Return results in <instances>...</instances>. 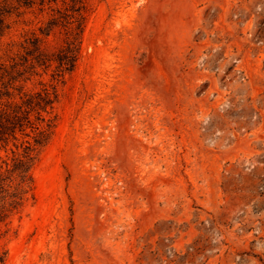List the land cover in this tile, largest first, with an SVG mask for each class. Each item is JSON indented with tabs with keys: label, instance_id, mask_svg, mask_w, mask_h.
Returning a JSON list of instances; mask_svg holds the SVG:
<instances>
[{
	"label": "rangeland",
	"instance_id": "rangeland-1",
	"mask_svg": "<svg viewBox=\"0 0 264 264\" xmlns=\"http://www.w3.org/2000/svg\"><path fill=\"white\" fill-rule=\"evenodd\" d=\"M88 4L75 69L12 91L56 101L0 264H264V0ZM22 12L0 63L64 45L50 8Z\"/></svg>",
	"mask_w": 264,
	"mask_h": 264
},
{
	"label": "trees",
	"instance_id": "trees-1",
	"mask_svg": "<svg viewBox=\"0 0 264 264\" xmlns=\"http://www.w3.org/2000/svg\"><path fill=\"white\" fill-rule=\"evenodd\" d=\"M0 0V52L1 39L10 29L8 18L22 10L40 7L44 12L48 7L53 12L52 19L42 34L49 36L54 29L64 31V45L53 53L44 49V42L33 36L24 46V55L4 60L0 63V150L13 144L12 157L0 166V262L7 257L1 246L4 236L3 227L15 214L19 213L32 191V169L38 151L52 136L54 127L48 116L52 113L56 101L55 92L49 89L25 94L20 102L12 101V91L16 83L27 74H35L37 69H55L52 79L59 81L71 73L80 56L82 36L89 12L88 0ZM0 59H3L0 57ZM54 89V88H52Z\"/></svg>",
	"mask_w": 264,
	"mask_h": 264
}]
</instances>
